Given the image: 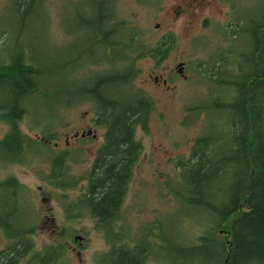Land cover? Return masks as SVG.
<instances>
[{"label": "trees", "instance_id": "1", "mask_svg": "<svg viewBox=\"0 0 264 264\" xmlns=\"http://www.w3.org/2000/svg\"><path fill=\"white\" fill-rule=\"evenodd\" d=\"M8 2L20 20L31 19L34 11L35 18L43 9L48 11L45 0ZM94 4L97 5L99 21H95L92 16ZM87 10L88 13L83 11L80 17L85 22V33L90 36L96 32L104 35L107 47L112 46L115 50V46H118L122 50L114 55L115 59L120 62L132 60L131 64L104 70L103 74L87 83L80 78L83 83L81 86L58 85L50 88L45 83L47 75L70 70L71 77H78L76 69L70 67H74L73 61L79 51H75L74 57H58L48 63L36 56L33 59L18 39L7 51L4 35H8V32L3 31L0 35V92L3 95L0 99V118L7 122L9 131L0 139V147L3 155L15 158L20 163H23L22 156L26 155L27 148L42 152V148L46 147L22 133L20 126L24 110L28 107L27 102L32 97L61 95L63 98L56 107L65 106L61 103L65 98H92L99 107L98 120L105 123L108 132L105 145L99 152V161L88 176L89 183L84 187L81 197L73 203L79 205L80 210L87 211L100 226L111 224L115 216L121 214L129 183L143 152L136 131L139 126L147 130L149 116L154 109L151 97H145L140 89H133L140 72L134 60L145 54L155 58L161 52H170L177 39L173 33H169L148 48L146 43L139 40L140 32L134 31L128 43L125 44L124 40H114L112 43L109 38L115 31L119 30L117 35L123 37V29L118 28L122 27V21L111 25V29L106 27L112 18L110 15H116L115 1L89 0ZM47 16L49 19V13ZM104 19L105 24L102 23ZM250 22V49L247 53L235 54L245 59L249 71L245 70V65L237 64L233 74H226L224 64L214 65L206 74L216 85L224 84L223 87L228 88V92H224L226 96L220 99L216 96L215 105L208 109L216 107L227 112L228 116L211 125V128L208 127L194 140L189 158L175 161L186 191L180 198L182 203L206 211L213 220L201 221L202 229L195 238L189 240L187 245L171 249V260L177 259L173 264H264V16H258V19ZM224 27L229 29L228 39H234L244 31L240 20ZM121 45H126V49L121 48ZM211 93L214 95L217 91L211 89ZM52 118L55 123L58 122L55 115ZM52 131H56L55 126L42 128L48 142L57 140L58 133ZM63 157L61 153L55 158L52 170L43 178L49 184L66 190L74 183H67L62 175L65 172ZM21 193L27 194L28 190L13 177L0 183V206L4 222L9 223V215L17 211L26 215L34 211L30 199L20 201L18 194ZM119 231H106L107 238L111 242L117 238L120 241L127 240V234ZM28 235L26 232H6L10 241L19 243L29 242L26 238ZM160 236L151 227L146 228L132 249L127 246L118 251L112 248L106 256L107 262L143 264L149 252L166 262L163 260L166 258L164 253L159 255L155 252ZM25 249L28 250L25 244L12 246L0 255L3 258L0 264H15L19 256L16 252Z\"/></svg>", "mask_w": 264, "mask_h": 264}, {"label": "rangeland", "instance_id": "2", "mask_svg": "<svg viewBox=\"0 0 264 264\" xmlns=\"http://www.w3.org/2000/svg\"><path fill=\"white\" fill-rule=\"evenodd\" d=\"M114 1L116 15L107 22L106 27L111 29V25L122 21V27L118 28L123 29V37L117 35L119 30L115 31L116 33L112 34L114 36L109 38L112 41L124 40L126 44L130 34L133 35L134 31L140 32L139 40L146 43L148 48L154 46L165 34L173 32L177 39L174 48L159 66H156L154 58L148 54L134 60V64L140 72L133 89H143L154 98L155 105L151 117H149L147 130H138L136 134V138L143 145V152L129 183L120 219L129 230V237L127 236L129 240L125 241L137 242L141 233H144L149 227L161 235L155 252L159 255L161 252L162 255L164 253V257L167 258L163 259L166 261L165 264H173L177 262V259L175 257L174 260H171L170 256L173 255L171 249L187 245L189 240L195 238L202 229L201 221L204 219L207 222L213 220L206 211L182 203L180 198L186 191L175 161L189 155L197 135L202 134L208 127L211 128V125L214 126L218 121L228 116L227 112L220 111L216 107L208 109L215 105L216 96L220 99L225 97L226 93L212 95L211 90H208L209 80L206 79V74L214 65L225 61L217 60L215 56L218 50L226 49L233 52L232 56H228L232 60L229 66L231 73L234 72L237 64L245 65V70L249 71V66L246 68L245 59L235 56V54L239 55V53L249 51L251 44L248 33L250 20L264 16V0H233L235 7L230 14L229 23L240 20L244 31L234 39L231 38L230 41L220 33L218 28L200 27V17L193 30L190 31L191 34H197V40L194 39V41L186 37L183 22L170 20L165 14L173 0ZM88 2L89 0H45L47 12L43 9L35 18L34 11L31 14V19L20 20L18 14L10 7L8 0H0V35L7 30L8 35H4V39H7V51L18 39L31 53L33 59L36 56L51 63L58 57H74L76 45L83 41L85 34L76 30L75 24L80 21L83 11L88 13ZM219 7L213 11L214 25H218L217 22H225L223 12L226 11V8L223 5H219ZM91 11L95 21H99L96 4H94V10L91 9ZM47 13H49V19ZM105 20L102 23L105 24ZM125 46L121 45L120 47L125 48ZM115 47L114 55L122 52L118 46ZM131 61H122L112 67L107 63H100L97 68L100 70L104 68L107 70L108 67L119 69L131 64ZM180 62L185 63L183 75L176 70V68H180ZM197 62L203 63L198 66ZM72 68L71 66L70 69ZM159 72L164 73L163 79L168 81L167 84L160 85L151 77V74L159 75ZM69 73L70 70H67L47 75L45 83L50 88L58 85L77 84L81 86L83 84L80 77H71ZM210 88L213 91L228 92V88L220 87L213 81H211ZM2 96L0 92V99ZM62 98L58 94L52 97H32L28 103L32 105L33 113L28 117H23L21 129L26 134L34 136V131L32 132L31 128H28V124L34 129L54 128L55 126V130L59 133L57 140L54 141L63 139L66 132L74 133L75 130L80 129L89 119V112L92 111L91 104L83 103L59 107V113L56 116L58 122L55 123L52 116H54L55 108ZM198 118L201 122L197 123ZM8 131L9 125L0 118V139H3ZM88 165V161H83L74 169V173L78 176L85 175L89 169ZM37 169L21 167L9 156L2 155L0 157V183L13 177L25 185L28 190L27 195L33 204L35 216L37 215L38 218L35 225H44L42 222L46 221V215L52 214L55 217V225L66 223L68 226H76L82 230L81 235L86 239L81 257L85 259L86 264H98V255L106 252L112 243L107 238L106 232L102 233L94 229V222L85 216L69 221L70 218L64 209L71 197L76 198L80 195L82 188L61 190L43 181L41 176L38 177V173L35 172ZM43 194L46 196V200H43ZM64 195H69V199L67 200ZM49 225H51L50 222L42 226V229H39L32 239L35 241L37 255L52 243L70 241L68 235L53 233L48 227ZM9 241L6 233L0 231V248ZM67 257L70 264H77L72 254L67 253L66 259ZM91 258L92 260H88ZM101 258L103 260V256ZM148 264L159 263L149 260Z\"/></svg>", "mask_w": 264, "mask_h": 264}, {"label": "flooded vegetation", "instance_id": "3", "mask_svg": "<svg viewBox=\"0 0 264 264\" xmlns=\"http://www.w3.org/2000/svg\"><path fill=\"white\" fill-rule=\"evenodd\" d=\"M110 1V0H109ZM219 5H223L226 8V11L223 12V15L225 16V22L218 23V25H214L215 21L212 19L213 17V11L214 9L218 8ZM234 1L233 0H173L169 7L166 9L165 14L168 16V19L173 20L177 22L180 20L183 22V30L186 37H189L191 40H197L196 36L197 34H191L190 31L193 30L195 27L197 20L200 17L199 25L202 28H209L212 27L220 31V33L224 34L227 38V31L229 32V29H227L224 26H228L229 21L231 19V12L234 8ZM220 8V7H219ZM110 15V14H107ZM114 17V15H110V17ZM111 18V19H112ZM83 20L78 21L75 24V29L80 30V32L85 33V22H82ZM232 22V21H231ZM159 25V24H158ZM226 28V30H225ZM74 29V30H75ZM189 32V33H188ZM71 33V32H70ZM173 33V32H172ZM174 34V33H173ZM168 34H165L166 36ZM175 35V34H174ZM114 36V35H111ZM164 36H162L160 39H162ZM159 39V40H160ZM228 39V38H227ZM229 37V41H230ZM194 40V41H195ZM112 42V39H110ZM106 39L104 35L101 33H97L93 36L84 34L83 41L80 44L76 45V51H79V55L74 59V67L73 69H76V72L78 74V77L83 78L84 82H88L89 80L98 77L99 75L103 74L106 70V68L100 70L97 67L100 63H107L109 65L115 66L116 64L120 63L119 60H116V56H114L115 50L112 48V46L107 47L106 45ZM113 43V42H112ZM110 45V43H108ZM114 45V44H113ZM115 46V45H114ZM103 47H107L106 49H103ZM100 53V55H99ZM169 52H161L158 56L154 58L156 66L161 65L162 62L165 61L167 54ZM233 52L226 49V50H218L217 55L215 56L217 60H225L221 64L216 65H223L225 64V68L227 73L226 74H233L229 71V66L232 62L231 59H229L228 56H232ZM118 57V56H117ZM71 61V62H72ZM203 62H197V65H202ZM180 64L183 65L182 68L185 69V63L180 62ZM155 66V67H156ZM159 68V67H158ZM163 69H167L166 67H162ZM223 68V67H222ZM108 69H112L108 67ZM184 69L182 72L179 71V69L176 68L179 74L183 75ZM107 71V70H106ZM162 72H159V75H152L151 77L154 78V81L160 85L167 84L168 81L166 79H163ZM207 86L209 87L208 90H211L210 85L211 81L208 77ZM162 80V81H161ZM225 86L224 84L220 87ZM143 90V89H142ZM141 90V91H142ZM144 96L151 97L149 94H147L144 90ZM218 93V92H217ZM154 100V98H152ZM61 103H63L65 106H73V105H79L83 103H90L92 106V111L89 112V119L83 126L75 130L74 133L66 132L63 139L54 141L45 140V136L42 132V129H34L28 124V128H31V131L34 133V136H31L32 139H34L37 144L41 143L46 147L42 148V152L39 151V149H30L26 151V155L23 157V163L18 162L15 158L13 161L17 162L21 167L26 166L29 169H35L38 168L35 172L36 174L42 177L43 181L44 176L49 174V172L52 170V163L55 160V158L63 153V167L65 169V172L62 173V175L65 178V181L67 183H74L72 187H69L68 189H81L80 195H78L76 198L71 197L69 199V195H66L67 204L65 205L64 209L66 212V215L70 218L69 221L74 219H80L82 217H88L94 222V229H96L99 232H111L114 233L118 232L119 230L126 233L128 235V229L123 224L120 219V216H115L116 218L113 219V222L111 224H100L98 226L97 221L90 216L87 211L80 210V206L77 204H74L73 202L79 197H81L82 192H84V187L89 183L88 176L93 171L97 161H99V152L104 147L106 142V135H107V127L105 123H102L98 120L97 117V111H98V105L97 103L90 97L84 96L83 98H74L69 97L65 98ZM155 105V100H154ZM32 105L28 103V107L24 110L23 117H28L33 112L31 111ZM36 112V109H35ZM153 112V111H152ZM150 116L151 117V114ZM59 113V107L55 108V116H58ZM150 119V118H149ZM201 122V120L198 118L197 123ZM149 123V120H148ZM141 130L143 131L144 128L142 126H139L137 128V131ZM136 131V134H137ZM53 133H59L57 131H52ZM22 133H25V131L22 130ZM201 135V134H200ZM199 135H197L198 137ZM138 140V139H137ZM141 142V141H140ZM142 144V143H141ZM42 147V146H40ZM192 152V147L190 149L189 155L180 157V158H189L190 154ZM6 153V151H5ZM7 154V153H6ZM11 154V153H10ZM3 155L2 146L0 147V157ZM83 161H88V170L85 173V175L78 176L76 173H74V169L81 165ZM178 165V164H177ZM42 167V169H40ZM17 180V179H16ZM47 182V181H46ZM48 183V182H47ZM66 189V190H68ZM20 201H23L24 199H29V196L27 194H18ZM43 200H46V196L43 194ZM125 202V201H124ZM2 203L1 195H0V205ZM124 205V203H123ZM123 208V206H122ZM123 210V209H122ZM17 211V210H16ZM3 210L0 206V231L1 232H13V233H23L26 232L29 235L26 236V238L29 240L27 243H19L18 241H9L4 247L0 248V255L6 251L9 250L12 246H15L18 244L19 246L27 245L28 250L25 249L23 252H16V255H19L18 258L15 260V264H70L69 258L66 255L67 253L72 254V257L75 258L77 261V264H86V261L84 258L81 257L83 254V249L85 247L84 240L86 239L85 236L81 235L82 230L78 229L76 226H68L66 223H63L62 225H55V217L52 214L46 215L45 222H42L44 225L37 226L35 225L37 218V215L35 216V211L30 212L28 215L22 213L21 211L15 212V214L9 215L10 216V222L6 223L4 222L3 216H2ZM122 213V211H121ZM119 218V219H118ZM8 219V217H7ZM9 220V219H8ZM51 223L48 227L51 228V231L55 234H64L68 235V238H70V241L66 242H56L52 243L47 247L46 249H43L40 254H36L35 252V241L32 239L35 236V233L40 229H42V226H45L47 223ZM110 226V227H109ZM106 229V230H103ZM86 232L88 230L85 229ZM127 239L129 240V238ZM126 239V236L124 237ZM129 247L133 248L136 246L135 242L130 241H120L118 238L116 241H113L110 245V248L103 253H100L97 257V263L98 264H111L107 262L108 257H106L109 254V251L112 248H115V250H120L123 247ZM103 256V260L101 258ZM3 258H0V261H2ZM88 260H92L88 259ZM149 260L158 261L159 264H165L162 262V259H158L150 252L148 255L144 258L143 264H148ZM85 261V262H84ZM93 264V263H89Z\"/></svg>", "mask_w": 264, "mask_h": 264}, {"label": "water", "instance_id": "4", "mask_svg": "<svg viewBox=\"0 0 264 264\" xmlns=\"http://www.w3.org/2000/svg\"><path fill=\"white\" fill-rule=\"evenodd\" d=\"M180 68L179 71L182 72L183 68H182V64H179Z\"/></svg>", "mask_w": 264, "mask_h": 264}, {"label": "bare ground", "instance_id": "5", "mask_svg": "<svg viewBox=\"0 0 264 264\" xmlns=\"http://www.w3.org/2000/svg\"><path fill=\"white\" fill-rule=\"evenodd\" d=\"M218 93H222V94H224V92L223 91H217ZM27 104H28V102H27ZM28 105H26V107H27Z\"/></svg>", "mask_w": 264, "mask_h": 264}]
</instances>
